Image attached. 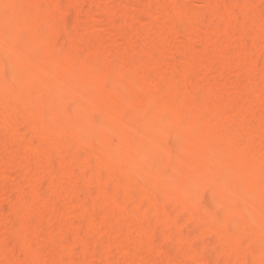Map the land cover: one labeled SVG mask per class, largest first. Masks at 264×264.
<instances>
[{"label":"rangeland","instance_id":"1","mask_svg":"<svg viewBox=\"0 0 264 264\" xmlns=\"http://www.w3.org/2000/svg\"><path fill=\"white\" fill-rule=\"evenodd\" d=\"M4 2L0 181L27 185L0 236L33 264H264V0Z\"/></svg>","mask_w":264,"mask_h":264},{"label":"bare ground","instance_id":"2","mask_svg":"<svg viewBox=\"0 0 264 264\" xmlns=\"http://www.w3.org/2000/svg\"><path fill=\"white\" fill-rule=\"evenodd\" d=\"M6 2V0H0V3H3V2ZM4 2V3H5ZM161 4H163V3H161ZM236 9H239V8H236ZM240 10V9H239ZM239 10L238 11H236V12H239ZM108 14V13H107ZM112 15V14H115L114 12L113 13H109V15ZM115 16H117V15H115ZM110 17V16H109ZM113 17V16H112ZM209 17H211V16H209ZM114 18V17H113ZM115 19V18H114ZM35 26H37V21H36V24H35ZM163 32H166V31H163ZM170 32H172V33H170ZM170 32H168V33H170V34H172L170 37H173V33H175L176 34V36H178V38H181L182 36L180 35V34H177L176 32H178V31H175V30H173V31H170ZM180 32V31H179ZM178 32V33H179ZM160 34H163V33H160ZM182 34V33H181ZM257 34H261V33H257ZM168 35V34H167ZM166 35V36H167ZM10 36V38H9V40H10V45H8V46H10V48L8 49V51H5V53H6V57L5 58H3V61L1 62V64H0V73L1 74H6L7 73V70H9L8 68L10 67V64L12 63V61L14 60V58H15V46H16V41H17V37H19V36H17L16 34H14L13 33V35H9ZM175 36V37H176ZM174 37V38H175ZM212 37H213V35H212ZM216 38H220V36H217ZM215 39V38H214ZM221 40V39H220ZM7 47V46H6ZM204 52H205V50H204ZM204 52H202V55L204 54ZM135 58V57H134ZM111 68V65H109V66H107V67H105V68H103V70L101 71L102 73H105V71H106V69H110ZM197 70L195 71V72H193L194 74H197ZM198 74H200V71L198 72ZM166 79V78H165ZM165 79H163V80H165ZM162 80V79H161ZM210 80V79H209ZM208 80V81H209ZM167 81V80H166ZM210 83H212L211 85H213V86H217V87H214V89H219V90H221L220 88H222V90H224V87L221 85V84H219L218 83V81L216 80V82H211V81H209L208 82V84H210ZM213 83H215V84H213ZM219 84V85H218ZM219 86V87H218ZM222 86V87H221ZM34 88V87H33ZM235 90V89H234ZM236 91V90H235ZM51 99V98H50ZM49 99V102L51 101V102H54V101H52V100H50ZM55 103H56V99H55ZM54 104V103H53ZM52 105V104H51ZM48 108V107H47ZM46 108V109H47ZM182 108H183V106H182ZM244 107H240L239 108V110H238V112H241V111H244L245 113H248V114H246L245 116H249V115H252L253 114V111H251V109H246L245 108V110L243 109ZM243 109V110H242ZM48 110V109H47ZM241 110V111H240ZM248 110H250V111H248ZM207 112H209L208 110H206L205 112H203V114L204 113H206V114H204V115H206V116H208L211 112H209V113H207ZM47 116V115H46ZM201 116H202V114H201ZM203 118H204V116H203ZM11 121H10V123H16L17 122V119H16V116L13 114L12 116H11ZM203 120V119H202ZM29 127L31 128V126L29 125ZM89 128H91L90 126H89ZM95 129V128H94ZM173 130V129H172ZM90 131V130H89ZM89 133V132H88ZM90 134V133H89ZM233 141V140H232ZM237 141V140H236ZM231 144V143H230ZM229 144V145H230ZM44 146H45V149H49L50 148V141L49 140H47V142L44 144ZM238 146H240V144L238 143ZM238 146H235V145H233V147L235 148V147H238ZM36 148V147H35ZM34 148V149H35ZM230 148H231V146H230ZM31 149H33V147H31L30 149H28L27 151L29 152ZM233 149V148H232ZM33 151H35V150H33ZM32 150L29 152V153H31L32 152V154H35L36 153V151H35V153L33 152ZM31 154V155H32ZM28 155V154H27ZM36 156H37V153L35 154ZM11 156V155H10ZM30 156V155H29ZM13 157V156H12ZM15 157V156H14ZM11 158V157H10ZM16 158V157H15ZM15 158L14 159H12L11 158V160L13 161V162H16V166L18 167V165H17V162H20L21 161V159H19L18 157L16 158V160H18V161H15ZM32 158V157H31ZM20 160V161H19ZM27 160V159H26ZM25 160V161H26ZM23 161V160H22ZM24 161V162H25ZM150 161V160H149ZM9 162H10V160H9ZM23 162V163H24ZM11 163V162H10ZM28 163V162H27ZM27 163H24V165L25 164H27ZM145 163V162H144ZM148 163V162H147ZM254 163V162H253ZM22 164V163H21ZM20 164V165H21ZM13 165H14V163H13ZM13 165H12V163H11V166L9 167V168H13V169H11V171H10V169L8 168L7 169V171L8 172H6L7 174V176L5 175L4 176V178L0 181V190L3 192V194L6 196V197H10L13 193H14V191L12 190V188L13 187H15V186H17L19 183H23L24 184V182H25V180H24V173H25V171L23 172V169H22V167H23V165H22V167H18V168H15V175H14V167H13ZM253 165V164H252ZM26 166V165H25ZM13 171V172H12ZM10 172H11V175L13 174L14 176H16V178L18 177V179L19 180H22L21 182L17 179V182H19V183H17V185H15V184H10V182L9 183H7L8 181H11V180H9L8 178H10V179H12L9 175H8V173L10 174ZM23 174V175H22ZM13 175H12V177H13ZM22 176H23V179H22ZM30 176V175H29ZM5 177H7V180H6V178ZM27 177L28 176H26V180H27ZM34 177V176H33ZM33 177H31V178H29L28 177V182L30 183V181H29V179H31V180H33L34 178ZM198 177H200V176H198ZM14 178L15 177H13V180L12 181H14ZM194 178H196V179H198L197 178V175H196V177L194 176ZM200 178H202V177H200ZM195 179V180H196ZM16 180V179H15ZM189 181V180H188ZM32 182V181H31ZM34 183L32 184H30L31 185V188L30 187H28V190H29V188L30 189H37L36 187H38V183H39V181H38V183H37V179H36V181H33ZM12 183V182H11ZM20 184V185H23V184ZM183 183H185V182H183ZM189 183V182H188ZM14 185V186H13ZM25 185H27L26 184V182H25V184L23 185V187H25ZM32 185H34V186H32ZM39 185H40V183H39ZM182 185V184H181ZM11 186H13L12 188H11ZM184 186V185H183ZM19 187H21V186H19L18 185V187H16V188H19ZM16 188L14 189V190H16ZM100 188V187H99ZM25 189H26V187H25ZM101 189V188H100ZM188 189V188H187ZM99 193H101V192H99ZM21 195H23V194H21ZM91 195H93V194H91ZM96 196H97V193L95 194ZM95 195H93V196H95ZM131 195V194H130ZM4 196V197H5ZM88 197H91L90 195H87ZM127 196V195H126ZM129 196V195H128ZM3 197V198H4ZM129 197H131V196H129ZM93 197H91V199H92ZM2 199V198H1ZM0 199V200H1ZM126 200V199H125ZM130 200H132V199H130ZM1 207V206H0ZM231 208V207H230ZM167 209H169V207L168 208H163V209H161V211H163L162 213L164 214H169V215H166V216H164V217H171V211H172V209H171V211H168ZM229 208H227V210H228ZM3 210V208H0V212ZM164 210L165 211H167V212H164ZM157 212V211H156ZM155 213V212H154ZM155 214H157V213H155ZM5 216L6 214L5 213H3L2 212V214H0V216ZM160 216H161V214H159ZM157 218H158V214H157V216H156ZM263 219V218H262ZM10 220H8V222H9ZM259 221V220H258ZM263 221V220H262ZM11 222H12V226L15 224L12 220H11ZM10 222V223H11ZM255 223H257L258 224V222L256 221V219H255V221H254ZM14 223V224H13ZM27 224H29L30 226H32L33 227V225H34V228L35 229H37V219L36 220H34V219H29L28 218V221H27ZM51 224H55L54 222H52ZM262 224V223H261ZM261 224H258L259 226L261 225ZM263 225V224H262ZM11 226V227H12ZM53 225H51L50 226V224H49V227H52ZM14 227H16V225L14 226ZM261 227V226H260ZM241 229V228H240ZM240 232L239 233H241V232H244V230H239ZM35 233L34 234H36L37 232H36V230L34 231ZM235 232H238V230L236 229L235 230ZM238 234V233H237ZM231 235V234H230ZM16 236H15V234L12 232L11 234H6V235H2V236H0V243H4V244H11V243H16V245L14 244V249H16V250H19L20 252H17L16 250H14V252H13V254H11L12 255V257L10 258V257H8V260L11 262V263H13V261H14V259L16 258L15 256H17V255H25V253L27 252V256H28V258H30L29 259V261H26V259H24L25 257H24V255L22 256V259L24 260V264H33V263H37V258L38 259H40L41 258V255H39V257H38V254H37V249H36V247L33 249V251L32 250H25V248L22 246V241L21 240H19V242H14L13 241V239L15 238ZM35 237H36V235H35ZM47 235H45V237H44V240H46L47 238ZM51 238V237H50ZM226 238H228V237H226ZM226 238H224V240L226 241ZM231 238V237H230ZM109 239V238H108ZM113 240H115V239H113ZM223 240V241H224ZM230 241L232 240V239H229ZM53 240H51V242H52ZM46 242H48L47 240H46ZM50 241L48 242V243H51ZM228 242V241H227ZM227 242H225L227 245L228 244H230L229 242L227 243ZM232 242V241H231ZM17 243H19V244H17ZM221 246H225V245H221ZM20 247V248H19ZM228 247V246H227ZM226 248V247H225ZM21 249H22V251H21ZM16 252V253H15ZM22 252V253H21ZM98 252V251H97ZM95 255H97V256H100V254L98 255V253L97 254H95ZM45 259H47V258H45ZM95 259H97V257L96 256H94V262H93V264H95V261H97L98 260V262L96 263V264H101L102 263V260H100L101 258H99V259H97V260H95ZM18 259H16V261H15V264H17L18 262ZM17 262V263H16ZM196 264L195 263V261H190V262H184L185 264ZM201 262V261H200ZM197 263H198V261H197ZM202 263H206V261H204V262H201V263H198V264H202ZM14 264V263H13ZM127 264H130V263H127ZM183 264V263H182ZM206 264H208V263H206ZM214 264H216V263H214Z\"/></svg>","mask_w":264,"mask_h":264}]
</instances>
